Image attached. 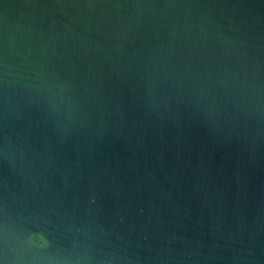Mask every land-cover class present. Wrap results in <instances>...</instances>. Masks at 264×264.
<instances>
[{
  "label": "water",
  "instance_id": "95a60500",
  "mask_svg": "<svg viewBox=\"0 0 264 264\" xmlns=\"http://www.w3.org/2000/svg\"><path fill=\"white\" fill-rule=\"evenodd\" d=\"M0 264H264V0H0Z\"/></svg>",
  "mask_w": 264,
  "mask_h": 264
}]
</instances>
